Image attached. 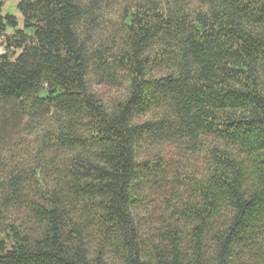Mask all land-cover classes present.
<instances>
[{
    "label": "trees",
    "instance_id": "trees-1",
    "mask_svg": "<svg viewBox=\"0 0 264 264\" xmlns=\"http://www.w3.org/2000/svg\"><path fill=\"white\" fill-rule=\"evenodd\" d=\"M6 1L0 264H264V0Z\"/></svg>",
    "mask_w": 264,
    "mask_h": 264
},
{
    "label": "rangeland",
    "instance_id": "rangeland-1",
    "mask_svg": "<svg viewBox=\"0 0 264 264\" xmlns=\"http://www.w3.org/2000/svg\"><path fill=\"white\" fill-rule=\"evenodd\" d=\"M20 2V0H8L5 2V5L3 6V13L4 14H13L16 15L19 18V23L21 28L23 27V18L21 13L19 12L17 5ZM5 53V47L2 41H0V55H3ZM96 90L98 91L99 94L102 96H106L108 93L107 89H104L103 87H98L96 86Z\"/></svg>",
    "mask_w": 264,
    "mask_h": 264
}]
</instances>
